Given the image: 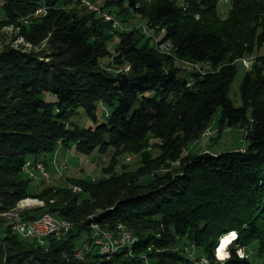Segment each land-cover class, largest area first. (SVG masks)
I'll list each match as a JSON object with an SVG mask.
<instances>
[{
	"label": "trees",
	"instance_id": "trees-1",
	"mask_svg": "<svg viewBox=\"0 0 264 264\" xmlns=\"http://www.w3.org/2000/svg\"><path fill=\"white\" fill-rule=\"evenodd\" d=\"M123 2L174 44L170 55L140 30H112L111 21L79 8L82 0H0V264H192L176 249L186 239L210 264H251L237 253L256 243L264 255V76H244L239 107L229 90L237 61L264 44V0H231L226 18L220 0ZM10 24L22 44L5 42ZM117 37L114 55L109 42ZM107 57L117 72L104 67ZM185 60L211 68L185 73ZM124 64L128 71L117 68ZM78 113L93 126L74 121ZM216 115L224 127L252 122L248 147L184 154ZM59 148L91 158L112 150L102 170L108 177L73 176L68 185L31 192L26 162L47 166ZM135 153V170L119 165ZM26 198L44 206L24 211L25 218L57 213L72 227L44 242L21 237L1 214ZM92 224L127 228L137 238L131 255L125 246L108 260L93 244L76 257ZM232 231L238 238L230 259L217 262L218 244Z\"/></svg>",
	"mask_w": 264,
	"mask_h": 264
},
{
	"label": "rangeland",
	"instance_id": "rangeland-1",
	"mask_svg": "<svg viewBox=\"0 0 264 264\" xmlns=\"http://www.w3.org/2000/svg\"><path fill=\"white\" fill-rule=\"evenodd\" d=\"M112 0H82L81 7L84 8L86 12H94L96 17L105 18L112 22V30L118 31H126L129 32L130 30H140L146 36V38H150L153 41H156L159 37H161V33L157 32V26L149 27L147 18L143 15H140L135 11L134 8L129 6V3L123 2L122 4L117 3L120 0H114L115 6H110ZM147 3H137L138 8H142L143 5L150 4L152 0H143ZM182 1V0H178ZM221 2L218 4V12L221 18H226L229 14V10L231 8V0H220ZM141 5V6H140ZM43 8V7H41ZM39 9V8H38ZM39 15V14H37ZM4 17V13L2 8L0 7V19ZM16 26L10 24L3 29L4 40L7 44L12 43L14 46L22 44V39L18 38V32L16 30ZM114 34L113 31H111ZM156 34V35H155ZM159 35V36H158ZM157 37V38H156ZM119 38H113L109 45V50L112 51V54L116 55V47L118 45ZM152 43V42H151ZM152 45V44H151ZM1 47V44H0ZM1 49V48H0ZM158 53L164 54L159 49H157ZM166 55V54H165ZM168 55V54H167ZM242 60V61H241ZM113 58L107 57L104 58V67L109 65L111 67V71L117 72L118 69L115 67L113 68V64H111ZM111 62V63H110ZM239 64V70L235 76L234 81L230 86V99L232 104L236 107L242 105V96L240 91V86L244 80V76L248 72H253L255 70L261 71L262 75L264 76V44L259 48L257 52L246 56L237 61ZM181 67L183 68L185 73H188L189 70L193 69H201V71L205 72V70H210V66L197 64V66H191L189 64L180 63ZM188 65V66H187ZM184 66L188 67V70L185 69ZM245 66V67H244ZM256 66L258 68H256ZM121 67V68H120ZM196 67V68H195ZM122 70H129V65L124 64L122 66H118ZM254 69V70H253ZM183 72V73H184ZM108 107L99 106V113H105L106 111L109 112L107 109ZM219 116V115H218ZM218 116L216 115L212 121V123L203 131L200 137L196 140H193L188 144V149L184 151V154H201L203 151H208L210 153H223L230 150H241L243 148L248 147L249 140L247 139V135L250 132V128L252 127V122L245 126L240 127H224L222 125H218ZM74 121H76L81 126H93L92 121L88 120V118L84 117L82 113H78L75 115ZM151 142H156L152 139ZM149 151H153L154 154L157 152L156 148L148 147ZM55 154H53V158L50 157L47 166L52 171L48 170V167L45 165L42 166L47 176H44L40 172V176L31 179L29 190L31 192L39 191L41 192L44 190V187L48 185H55V186H65L68 185V179L73 176L83 177V178H93V179H101L107 178L108 176L102 172L109 165V161L112 155V150H109L107 154L103 155L100 153L95 152L94 157H87L80 153H78L74 148H59ZM50 156V155H49ZM48 156V157H49ZM140 156L138 154H125L120 159V164L123 163L128 165L130 170H135L138 166H140ZM179 162H175V165H178ZM66 167V168H64ZM120 168H118L117 172H119ZM35 175L37 176L38 171L34 170ZM25 178H28V175L24 174ZM75 191H79L78 188ZM74 191V190H73ZM27 199V198H26ZM29 199H37V198H29ZM25 200V199H24ZM23 200H21L18 205H22ZM36 204L31 207L30 209H34L37 207L44 206V202L42 200L34 201ZM43 203V204H42ZM20 209V207H17ZM29 210V209H27ZM7 220L10 217L6 216ZM66 220V219H65ZM68 221V220H66ZM72 226V221H71ZM100 229H102L100 227ZM117 230L113 231L115 234H121L125 231H129L127 228L119 225L116 228ZM105 232H111L106 229H103ZM120 232V233H119ZM132 233V232H131ZM226 237V236H224ZM190 240L186 239L183 241L182 244L178 245L177 250H181L185 252L190 259L194 260H201L205 257V255H201L199 250L195 248V246L190 245ZM219 245V244H218ZM229 250V248H228ZM247 253L248 260L251 264H263V253L261 249H259V245L254 243L249 246H246L243 249ZM230 253V250H229ZM200 254V255H199ZM231 254V253H230ZM209 260V259H208ZM210 261V260H209ZM211 263V262H210Z\"/></svg>",
	"mask_w": 264,
	"mask_h": 264
},
{
	"label": "built area",
	"instance_id": "built-area-1",
	"mask_svg": "<svg viewBox=\"0 0 264 264\" xmlns=\"http://www.w3.org/2000/svg\"><path fill=\"white\" fill-rule=\"evenodd\" d=\"M44 12V8H39L35 14H41ZM152 45H154V41L151 39ZM164 46V45H163ZM172 47V46H170ZM185 64H189L188 62H185ZM188 66V65H187ZM184 66L186 70H188V67ZM201 73V69H197ZM191 71V69L189 70ZM40 166H44L41 163L35 164L32 160H29L26 162L24 171L28 175L29 179H35L40 176ZM66 168V167H64ZM34 170L38 171L37 176L34 173ZM23 212H13V213H3L1 214L3 217H10L8 219L11 222L12 226H19V233L21 237L24 238H31V237H36V236H44L45 238L47 237H58L60 236V231L55 230L54 225H53V213L47 212V216L44 217H34V218H25L24 217V223H17V215H23ZM134 240V235H129L127 234V231L123 233V236H107L101 233V237H94L91 235L89 241L86 243H83L82 249H77L76 257H83V253L85 251H88L91 245H96L99 249V252L105 256V251H112L114 254V248H116L119 245H125L127 242ZM242 251L244 254V258L247 257V253L244 250H239ZM238 251V252H239ZM239 256V255H238ZM106 257V256H105ZM240 257V256H239ZM241 258V257H240ZM106 259H111V258H106ZM193 262L192 264H201L202 260H194L192 259Z\"/></svg>",
	"mask_w": 264,
	"mask_h": 264
},
{
	"label": "bare ground",
	"instance_id": "bare-ground-1",
	"mask_svg": "<svg viewBox=\"0 0 264 264\" xmlns=\"http://www.w3.org/2000/svg\"><path fill=\"white\" fill-rule=\"evenodd\" d=\"M161 38H162V36L159 37L158 39H156V41H154V47H155V49L156 50L159 49V51H161L162 53L170 55L173 52V50H174V44L171 41H161L162 40ZM164 39L165 38H163V40ZM30 46H31L30 44H26L25 47H28V49H30L31 48ZM170 46H172V47H170ZM184 62H188L189 65H191V66H197V64H198V63L197 64H194V63H191V62L186 61V60L183 61V63ZM40 172L44 176H47V173L45 172V170L43 169L42 166H40ZM74 190H76V189H74ZM34 201H38V199H29V198H27V199H25V200L22 201L23 202L22 205H20V206L18 205L17 206V207H20V209H17V207H16V208L12 209L9 212L6 211L5 213L24 212L27 209L31 210L30 208L33 207L36 204ZM46 216H47V212L43 213L39 217H44L45 218ZM17 219H18L17 220V223L18 222L19 223H24V216L23 215H17ZM53 225H54L55 230L60 231V234L62 233L63 230H66V229L72 227L71 226V223L69 221H66L63 218H60L59 214H57V213L56 214L53 213ZM91 226H92V230H93V234L92 235L94 237H98V238L101 237V233L104 234V235H107V236H111V237L112 236H123V233H125V232H123L121 234H115L114 232H107V231L105 232L103 229H100V227L97 224H92ZM119 227H121V224H119ZM12 229L14 230L15 233H19V226H12ZM127 234L133 235L130 231H127ZM31 239H36V240H38L40 242H44V240L46 238L44 236H36V237H31ZM235 241L236 240H234L233 242H235ZM136 243H137V238L134 236V240H131V241L127 242V244H125V245H119L116 248H114V253L120 251L122 248H124L125 246H127L129 248L128 249V253H129V255H131V248L134 247V245ZM220 243H221V241L219 242V245H220ZM231 244L228 246V248L231 246ZM228 248L226 249L227 252H229ZM78 249H82V247H80ZM215 253H216L215 254L216 261L219 262V260L217 259V249H216V252ZM105 256H106V258H112L113 257V250L112 251H105ZM79 258H82V257H79ZM201 260H202V263L201 264H210V261L207 258L205 259V257L202 258Z\"/></svg>",
	"mask_w": 264,
	"mask_h": 264
},
{
	"label": "clouds",
	"instance_id": "clouds-1",
	"mask_svg": "<svg viewBox=\"0 0 264 264\" xmlns=\"http://www.w3.org/2000/svg\"><path fill=\"white\" fill-rule=\"evenodd\" d=\"M237 238H238V233L236 231H232L226 237H223L221 239V243L217 248V259L219 261H226L230 259V253L227 252L226 249ZM237 254L241 257V259L244 258V254L242 251H239Z\"/></svg>",
	"mask_w": 264,
	"mask_h": 264
},
{
	"label": "crops",
	"instance_id": "crops-1",
	"mask_svg": "<svg viewBox=\"0 0 264 264\" xmlns=\"http://www.w3.org/2000/svg\"><path fill=\"white\" fill-rule=\"evenodd\" d=\"M56 153H59V152L56 151ZM54 154H55V153H54ZM54 156H55V155H54ZM54 156H52V158H53ZM45 167H46V166H45ZM48 170L52 171L53 169H52V168L50 169V168L48 167ZM52 172H53V171H52Z\"/></svg>",
	"mask_w": 264,
	"mask_h": 264
}]
</instances>
